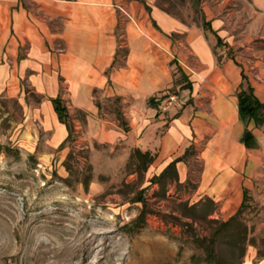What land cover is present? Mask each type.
<instances>
[{"label":"rangeland","instance_id":"1","mask_svg":"<svg viewBox=\"0 0 264 264\" xmlns=\"http://www.w3.org/2000/svg\"><path fill=\"white\" fill-rule=\"evenodd\" d=\"M156 3L185 24L201 21L198 0ZM23 4L51 31L62 34L53 40L52 51H64L67 41L73 38L69 30L64 34L67 21L72 19L71 8L66 14L61 9L60 14L50 18L41 3L23 0ZM120 6L122 9L115 7L111 66L99 75L79 67V76L69 60H63L59 67V93L73 126L70 141L63 146L50 144L52 134L45 130L36 110L42 95L34 91L26 77L20 81L19 90L14 82L8 91L0 93V264H207L202 260L205 249L198 245L217 224L182 217L179 213L184 209L179 202L192 204L204 198L195 193L203 166L199 154L213 144L218 132L191 139L184 159L187 178L180 182L177 172L179 184L167 179L161 188L152 180L160 171L149 167L145 172H134L130 159L133 137L130 128L122 129L116 111L123 112L128 125L135 123L132 108L138 99L136 84L149 77L161 78L170 56L158 44L160 35L151 18L138 11L129 16ZM170 38L178 37L172 33ZM217 46L213 47L215 54ZM167 65L172 80L152 95L157 114H164V120L190 101L180 65L174 59ZM114 69L119 73L112 75ZM103 74L107 81L101 89L96 85ZM75 77L88 79L87 96L93 104L96 100L100 103L94 118L90 117L95 126L89 124V113L75 100L84 90ZM204 88L192 102L199 110H207L216 93L214 88ZM116 95H120L121 103L113 99ZM170 95L175 100L163 109ZM255 133L264 138V127H256ZM70 151L67 169L65 161ZM255 162H249L252 186L237 224L231 228L244 227L245 249L242 252L240 244L232 248L229 238L219 235L214 247L223 264H264V151ZM220 202L207 219L226 221L241 204L229 211ZM234 202L231 199L229 206L234 207ZM207 209L204 205L195 215L200 217ZM141 211L143 224L135 221Z\"/></svg>","mask_w":264,"mask_h":264},{"label":"crops","instance_id":"2","mask_svg":"<svg viewBox=\"0 0 264 264\" xmlns=\"http://www.w3.org/2000/svg\"><path fill=\"white\" fill-rule=\"evenodd\" d=\"M31 1L41 3L50 18L62 10L66 14L70 7L72 19L67 21L64 34L69 30L73 38L70 43L67 41L64 51H52L53 40L61 33H54L41 18L36 19L24 7L23 0H0V93L8 91L10 83L14 82L19 90L20 81L25 77L32 83L34 91L42 95L36 110L43 127L52 134L50 144L59 146L67 136L66 127L59 122L51 102L60 95L58 75L62 72V61L69 60L72 68L77 70H74L76 76L81 73L80 68L94 70L99 75L111 66L115 52V7L122 9L120 4L123 5L129 16L132 12H145L160 35L158 44L170 57L161 78L149 77L135 86L138 98L134 102L136 107L132 108L135 123L129 125L132 149L148 150L153 155L150 170L161 172L171 160L184 153L192 144L191 139L217 131L213 144L202 148L199 154L203 166L195 193H200L199 198L221 201L224 208L235 199L233 208L237 209L242 202L243 189L252 186L249 162L255 164L264 151V138L255 133L253 122L248 124V129L255 136L257 145L246 147L239 141L244 124L237 110V92L242 81L250 84L255 96L264 102V0H198L202 8L201 21L192 25L157 6L156 0H140V3L137 0ZM202 21L209 22L214 33L205 32ZM172 33L178 38H170ZM216 36L220 39L219 44ZM214 45H219L215 48L218 54L213 51ZM172 59L191 83L190 101L176 112L175 117L172 115L164 120V114H157L155 106L148 104L147 99L172 80L167 65ZM28 70L34 73L27 74ZM115 73H119L118 69L112 71V75ZM75 78L84 89L77 93L75 100L89 113V118H94L97 108L85 90L88 79ZM99 78L101 81L96 86L103 89L107 78L104 74ZM204 86L214 88L216 93L210 107L199 110L192 102L199 92H203ZM230 115L233 116L231 126L223 127L221 124ZM92 121L90 118L89 124L95 126ZM227 142L238 148L242 146L244 156L231 155ZM250 151L257 153L256 160L249 157ZM175 166L179 181H185L187 166L184 160L177 161Z\"/></svg>","mask_w":264,"mask_h":264},{"label":"trees","instance_id":"3","mask_svg":"<svg viewBox=\"0 0 264 264\" xmlns=\"http://www.w3.org/2000/svg\"><path fill=\"white\" fill-rule=\"evenodd\" d=\"M146 8L148 9L147 6ZM202 27L205 32L208 31L214 33L209 22L202 21ZM219 42L220 39L216 36V43L219 44ZM181 75L184 76L185 78L184 83L186 87L190 89L191 88L190 81H188L187 77L183 72H181ZM242 79L245 80V76L242 75ZM110 98L111 97H107V99ZM113 99L116 102L121 103V99L119 96L116 95L113 97ZM154 100H155L154 97H149L147 99V103L156 106L157 103ZM51 102L59 122L63 123L67 130V136L64 142L70 141L73 133V126L71 123V118L67 106L65 105L62 97L59 94L53 99H51ZM95 105L98 109H100L99 101L96 100ZM237 110H238V116L241 122L244 124V129L241 137L239 138V141L242 144H244V146L246 147L256 146L257 140L253 135V133L251 132V130L248 129V124L250 122H253L254 126L257 128L264 127V102H261L255 96L252 86L248 83L246 84L243 83V81L240 84V90L237 92ZM176 115L177 113H175L173 117H175ZM116 119L121 124V127L124 131L129 130L130 127L128 125V122L123 112L120 109L116 111ZM64 142H62L60 146H63ZM189 148L190 146L185 149L182 155L171 160L157 176L152 177L153 178L152 180L157 182L161 188L164 187V185L167 182V179L171 182L179 184L175 164L177 161H181L185 159V155L187 154ZM71 156H72V152L70 151L65 161V166L67 169H70L67 162L69 158H71ZM130 159L133 161L134 172L142 173L145 172L149 167L150 163L153 160V155H151V153L148 150L142 151L139 148H134L130 153ZM247 195H248V189H243V198L240 207L238 208L236 213L226 221H219L217 219H207V216L210 214V212L217 207V203L208 197H204L203 199H200L192 204H189L187 200H183L179 202V205L184 209L183 212L179 213L182 217L192 220L201 219V220H206L209 223L217 224V227L214 229V231H212L208 237L203 238L202 244L199 243L198 245L205 249L206 253H204V257L202 258V260L207 264H223L222 257H220L216 253L214 247V240H216L219 235H222L223 238H229L228 240L231 242L232 248L240 244L242 252L244 251L245 249L244 242L246 235V231L244 230V227H242V229L236 228L235 230L232 231L231 228L235 227L237 224L236 219L242 212V207L247 198ZM204 205H207L208 207L207 210L209 211L206 210L200 215V217H197L195 213ZM174 218L179 220V217L177 216H174ZM135 221H141L140 224H143L144 213L142 211L140 212V214L138 215Z\"/></svg>","mask_w":264,"mask_h":264},{"label":"bare ground","instance_id":"4","mask_svg":"<svg viewBox=\"0 0 264 264\" xmlns=\"http://www.w3.org/2000/svg\"><path fill=\"white\" fill-rule=\"evenodd\" d=\"M233 122V116L230 115L225 121H223V123L221 124L223 127H225V125H227L228 127L231 126ZM227 145L229 146L230 149V153L231 155L237 156V157H243L245 151L243 150L242 146H240V148H238L237 146L230 144L229 142H227ZM249 157L253 160L257 159V153L256 152H249ZM226 209H228L229 211H233L234 208L227 206Z\"/></svg>","mask_w":264,"mask_h":264},{"label":"built area","instance_id":"5","mask_svg":"<svg viewBox=\"0 0 264 264\" xmlns=\"http://www.w3.org/2000/svg\"><path fill=\"white\" fill-rule=\"evenodd\" d=\"M174 100H175V96L170 95L169 99L166 101V104L163 106V109H166Z\"/></svg>","mask_w":264,"mask_h":264}]
</instances>
